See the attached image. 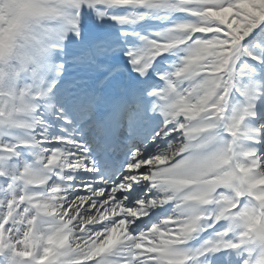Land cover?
Wrapping results in <instances>:
<instances>
[{
    "label": "snow or ice",
    "instance_id": "snow-or-ice-1",
    "mask_svg": "<svg viewBox=\"0 0 264 264\" xmlns=\"http://www.w3.org/2000/svg\"><path fill=\"white\" fill-rule=\"evenodd\" d=\"M0 264H264V0H0Z\"/></svg>",
    "mask_w": 264,
    "mask_h": 264
}]
</instances>
